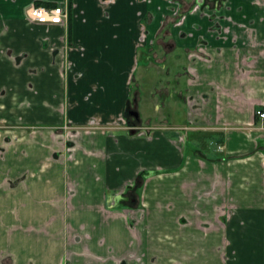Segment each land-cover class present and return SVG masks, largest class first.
<instances>
[{"label": "crops", "instance_id": "crops-1", "mask_svg": "<svg viewBox=\"0 0 264 264\" xmlns=\"http://www.w3.org/2000/svg\"><path fill=\"white\" fill-rule=\"evenodd\" d=\"M178 1L0 0V264H264V0Z\"/></svg>", "mask_w": 264, "mask_h": 264}, {"label": "built area", "instance_id": "built-area-1", "mask_svg": "<svg viewBox=\"0 0 264 264\" xmlns=\"http://www.w3.org/2000/svg\"><path fill=\"white\" fill-rule=\"evenodd\" d=\"M27 17L34 24L64 26L68 21V11L62 6L49 8L41 5H33L27 10ZM256 114L260 119L264 120V112L257 111ZM63 131L66 135H70L76 129L73 127H65Z\"/></svg>", "mask_w": 264, "mask_h": 264}, {"label": "rangeland", "instance_id": "rangeland-1", "mask_svg": "<svg viewBox=\"0 0 264 264\" xmlns=\"http://www.w3.org/2000/svg\"><path fill=\"white\" fill-rule=\"evenodd\" d=\"M155 60H151V63H155ZM134 91V89H133ZM152 104V103H151ZM152 107V105H150ZM153 108V107H152ZM131 111L133 112H137L138 108H132L131 107ZM151 112L153 113V110L151 109ZM130 118L128 120L127 123H125V126L127 127L129 132H132L134 135L138 136V137H149L151 135V133L157 128L155 127V124H149V123H143L142 121L136 122L135 119L132 118L131 115H129ZM135 123V127H131L130 123ZM75 132H73L74 134ZM73 134L67 135L68 137L74 136Z\"/></svg>", "mask_w": 264, "mask_h": 264}, {"label": "water", "instance_id": "water-1", "mask_svg": "<svg viewBox=\"0 0 264 264\" xmlns=\"http://www.w3.org/2000/svg\"><path fill=\"white\" fill-rule=\"evenodd\" d=\"M130 114H131V116H134L136 119L139 118V114H138L137 112H131ZM135 125H136V124L133 123V122L130 123V126H131V127H135Z\"/></svg>", "mask_w": 264, "mask_h": 264}, {"label": "flooded vegetation", "instance_id": "flooded-vegetation-1", "mask_svg": "<svg viewBox=\"0 0 264 264\" xmlns=\"http://www.w3.org/2000/svg\"><path fill=\"white\" fill-rule=\"evenodd\" d=\"M171 1H173V2H175V3H177V1L176 0H171ZM180 1V0H179ZM179 1H178V3H179ZM178 16L180 15V11H178V14H177ZM179 17H181V15L179 16ZM27 19H28V17H27ZM29 20V19H28ZM30 21V20H29ZM32 23V22H31ZM131 112H133V111H131L130 110V112H129V114L131 113ZM131 115V114H130ZM64 132V131H63ZM73 132H75V131H73Z\"/></svg>", "mask_w": 264, "mask_h": 264}, {"label": "trees", "instance_id": "trees-1", "mask_svg": "<svg viewBox=\"0 0 264 264\" xmlns=\"http://www.w3.org/2000/svg\"><path fill=\"white\" fill-rule=\"evenodd\" d=\"M38 6H40V5H38ZM130 110H131V108H128L127 113H126V117L128 118V120H129V118H130V116H129V112H130Z\"/></svg>", "mask_w": 264, "mask_h": 264}]
</instances>
